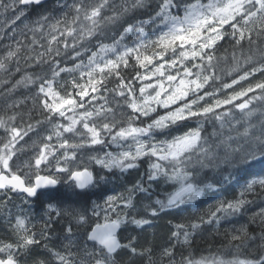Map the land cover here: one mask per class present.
<instances>
[{
  "label": "snow or ice",
  "instance_id": "6c2138e0",
  "mask_svg": "<svg viewBox=\"0 0 264 264\" xmlns=\"http://www.w3.org/2000/svg\"><path fill=\"white\" fill-rule=\"evenodd\" d=\"M48 2L0 0L35 13L0 35V264H264V206L222 223L264 197V0Z\"/></svg>",
  "mask_w": 264,
  "mask_h": 264
},
{
  "label": "trees",
  "instance_id": "16d2710c",
  "mask_svg": "<svg viewBox=\"0 0 264 264\" xmlns=\"http://www.w3.org/2000/svg\"><path fill=\"white\" fill-rule=\"evenodd\" d=\"M61 2H62V0H61ZM55 3H56V0H52V1L48 2L49 8H52V6L55 5ZM27 17L29 19H34L35 13L29 12L27 14ZM15 79H19V75H16ZM8 87H9V84L0 83V91L6 90ZM23 91H24V89H19L18 93L23 92ZM260 118L261 117H260L259 113H257L255 119L259 120ZM206 131L208 134H211L213 129L211 126H206ZM216 131L218 133H220L222 131L224 137H226L229 134V129L227 126L223 130L219 129V127L217 126ZM232 135H235V133H232ZM209 175L211 176L212 173H209ZM241 183H243V179L241 180ZM169 188H171V187L161 185V186L156 188V193H157V195H161L160 194L161 189L165 190V192H166L169 190ZM231 194H232V190L230 189L229 195H231ZM204 200H206V197H201V200L196 202L198 211L205 210L204 207L202 206V202ZM101 203H102V201H101ZM262 206H264V197H261L259 199H255V203L248 206L249 212L245 213L242 216L234 217L232 219L231 223H227V222H222V223L224 224V227H231L233 224L238 225V224L245 223L249 220V216L251 215V213L259 211V208ZM191 214H192V205H188L186 215H191ZM93 220H96V218L93 217ZM103 221H104V218L100 217L99 222H103ZM253 227H255V226L253 225ZM223 230H224V228L222 227L220 230L221 233L223 232ZM152 232H153V230L150 229L147 233V235L149 236V239H152ZM222 241H223L222 235H217L215 231L209 230V231L203 233L201 236H198L195 240V243L187 251L191 252L194 259H196V258L199 259L201 254L221 250L222 249ZM159 242H160L159 241V233L157 232V243H159Z\"/></svg>",
  "mask_w": 264,
  "mask_h": 264
},
{
  "label": "rangeland",
  "instance_id": "374dc122",
  "mask_svg": "<svg viewBox=\"0 0 264 264\" xmlns=\"http://www.w3.org/2000/svg\"><path fill=\"white\" fill-rule=\"evenodd\" d=\"M11 15H12L11 12L4 13L2 10H0V35H4V33H7L8 35H11V33H12V27H15L17 29V38H21L18 35L19 31L20 30H25L26 31V29H24V25L27 24L31 19H29L27 17V14H26V16L24 18H22L21 21H17L15 25L9 26L8 17H10ZM9 42L10 41L7 39V36H5V38H4L3 41H0V43H9ZM2 50L3 49L0 48V51H2ZM12 67H13V70H14V65ZM2 75L3 74H0V76H2ZM10 87H11V85L9 84V87L8 88H10ZM168 191H172V188H169ZM164 193H165V190H162L161 189L160 190V194L163 195ZM101 217H103V214H101ZM100 223H102V222H100ZM216 253L223 254L225 256V258H228V259L231 258V253L229 252V250L224 249V248H222L221 250H218V251H212V252H209V253L201 254L200 255V258L201 257H210V256H212L213 254H216ZM196 259H198V258H196Z\"/></svg>",
  "mask_w": 264,
  "mask_h": 264
},
{
  "label": "water",
  "instance_id": "95a60500",
  "mask_svg": "<svg viewBox=\"0 0 264 264\" xmlns=\"http://www.w3.org/2000/svg\"><path fill=\"white\" fill-rule=\"evenodd\" d=\"M49 1H51V0H49Z\"/></svg>",
  "mask_w": 264,
  "mask_h": 264
}]
</instances>
